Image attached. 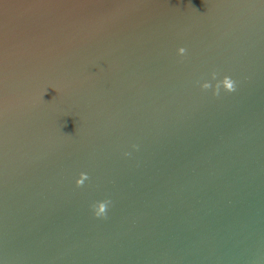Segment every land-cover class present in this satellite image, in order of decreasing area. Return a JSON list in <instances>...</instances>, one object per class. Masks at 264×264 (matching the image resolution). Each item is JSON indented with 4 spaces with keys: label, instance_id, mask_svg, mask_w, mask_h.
Listing matches in <instances>:
<instances>
[{
    "label": "water",
    "instance_id": "water-1",
    "mask_svg": "<svg viewBox=\"0 0 264 264\" xmlns=\"http://www.w3.org/2000/svg\"><path fill=\"white\" fill-rule=\"evenodd\" d=\"M0 264H264V0H0Z\"/></svg>",
    "mask_w": 264,
    "mask_h": 264
},
{
    "label": "clouds",
    "instance_id": "clouds-1",
    "mask_svg": "<svg viewBox=\"0 0 264 264\" xmlns=\"http://www.w3.org/2000/svg\"><path fill=\"white\" fill-rule=\"evenodd\" d=\"M185 50L184 49H181V52H184ZM214 76H215V73H214ZM236 81L232 80L230 77L228 76H225L224 77V80H223V84L226 86L227 90L230 91V92H234L236 91ZM204 87H208L207 84L204 85ZM217 87H219V85H217ZM125 156H127L128 154L125 153L124 154ZM104 208H105V205H100L99 207V210L96 211V216L99 217L101 216V214H104ZM106 215H105V219H106Z\"/></svg>",
    "mask_w": 264,
    "mask_h": 264
}]
</instances>
